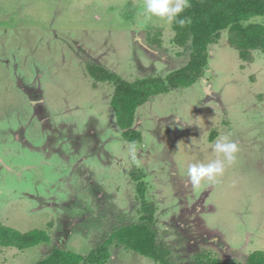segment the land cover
<instances>
[{
    "label": "rangeland",
    "instance_id": "obj_1",
    "mask_svg": "<svg viewBox=\"0 0 264 264\" xmlns=\"http://www.w3.org/2000/svg\"><path fill=\"white\" fill-rule=\"evenodd\" d=\"M143 2L0 0V223L47 229L52 240L0 248V262L35 264L53 246L86 255L136 222L135 169L179 264L197 250L238 263L264 250V53L242 60L223 32L202 79L138 107L137 166L111 105L114 85L95 81L90 63L130 81L185 66L189 48L173 43L172 24L143 14ZM224 135L239 145L235 163L217 183L193 187L188 165L217 158L212 145ZM111 251L107 264H156L124 246Z\"/></svg>",
    "mask_w": 264,
    "mask_h": 264
},
{
    "label": "trees",
    "instance_id": "obj_2",
    "mask_svg": "<svg viewBox=\"0 0 264 264\" xmlns=\"http://www.w3.org/2000/svg\"><path fill=\"white\" fill-rule=\"evenodd\" d=\"M183 15L191 22L183 28L172 24L175 32L173 43L189 48V59L185 66L165 77L151 75L130 81L101 64L90 63V74L95 81L114 85L111 105L123 138L128 142H144L142 132L134 128L138 107L153 95L188 88L202 79L209 65V46L218 43L223 32H228V42L239 51L242 60L252 61L255 51L264 53V24L252 21L254 17L264 16V0H191V7ZM153 41L162 45L160 36L156 35ZM211 135L213 141L215 132ZM132 175L137 182L136 195L140 202L136 222L118 227L86 255L53 246L47 256L35 264H107L112 257L113 244L149 257L156 264H179L172 257L175 246L166 244L159 237L157 205L148 197L145 171L135 169ZM51 242L47 229L21 232L0 223V248L25 250ZM182 264H264V250L250 254L246 263L228 262L206 250H197L192 259Z\"/></svg>",
    "mask_w": 264,
    "mask_h": 264
},
{
    "label": "clouds",
    "instance_id": "obj_3",
    "mask_svg": "<svg viewBox=\"0 0 264 264\" xmlns=\"http://www.w3.org/2000/svg\"><path fill=\"white\" fill-rule=\"evenodd\" d=\"M190 7L191 0H144L143 14L164 20L169 24L174 23L183 28L191 22L190 18L183 15ZM212 150L217 158L208 162H194L188 165L186 176L193 187H198L204 182L217 183L218 178L225 174L227 167L235 163L239 145L228 135H224L216 139ZM128 152L130 161L139 166L136 142L130 143Z\"/></svg>",
    "mask_w": 264,
    "mask_h": 264
}]
</instances>
